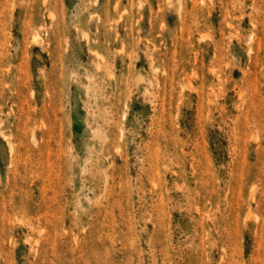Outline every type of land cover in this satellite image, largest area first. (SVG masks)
<instances>
[{
	"label": "rangeland",
	"instance_id": "374dc122",
	"mask_svg": "<svg viewBox=\"0 0 264 264\" xmlns=\"http://www.w3.org/2000/svg\"><path fill=\"white\" fill-rule=\"evenodd\" d=\"M0 264H264V0H0Z\"/></svg>",
	"mask_w": 264,
	"mask_h": 264
},
{
	"label": "bare ground",
	"instance_id": "6f19581e",
	"mask_svg": "<svg viewBox=\"0 0 264 264\" xmlns=\"http://www.w3.org/2000/svg\"><path fill=\"white\" fill-rule=\"evenodd\" d=\"M38 36V38H39V35H37ZM34 38H37V37H34ZM37 40H39V39H37Z\"/></svg>",
	"mask_w": 264,
	"mask_h": 264
}]
</instances>
